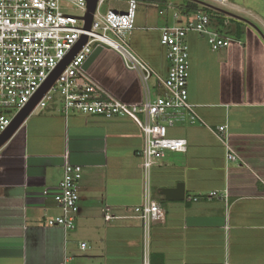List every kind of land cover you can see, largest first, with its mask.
Masks as SVG:
<instances>
[{
  "label": "crops",
  "instance_id": "obj_1",
  "mask_svg": "<svg viewBox=\"0 0 264 264\" xmlns=\"http://www.w3.org/2000/svg\"><path fill=\"white\" fill-rule=\"evenodd\" d=\"M174 18L175 26L143 23L127 36L132 52L155 73L153 99L167 95L161 80L170 72L161 29L194 20ZM243 23L248 43L233 39L218 51L203 34H189L190 99L203 123L169 128L188 149L168 152L148 179L144 137L132 120L66 117L61 97L34 111L0 150V264H142L146 254L151 264H264V38ZM83 70L114 98L128 104L145 99L138 74L110 48L96 46ZM225 125L237 161L227 160L215 133ZM66 155L83 168L70 231L49 225L62 210L43 194L59 191ZM180 183L184 201L160 195ZM148 195L165 218L146 229L135 209ZM105 207L115 215L109 224Z\"/></svg>",
  "mask_w": 264,
  "mask_h": 264
},
{
  "label": "built area",
  "instance_id": "obj_2",
  "mask_svg": "<svg viewBox=\"0 0 264 264\" xmlns=\"http://www.w3.org/2000/svg\"><path fill=\"white\" fill-rule=\"evenodd\" d=\"M106 0H100L90 30L85 28L88 13L87 0H0V136L12 125L16 117L31 103L57 68L68 58L86 36L88 42L73 58L36 109L45 108L59 95L66 117L74 114L101 116L106 119L128 118L142 131L141 149L143 170L147 179L151 171L168 152L184 153L188 141L173 138L168 130L179 122L191 125L203 123L191 102L189 92L190 48L192 32L208 37L213 51L228 48L232 40L209 29L210 18L198 14L187 26L161 29L162 44L167 48L170 72L161 80L167 95L152 98L150 79L155 75L149 65L131 50L126 38L136 30L137 0H129L126 10L101 11ZM75 5L82 15L63 12V5ZM178 18V15L175 16ZM96 46H105L119 53L128 70L138 74L145 88V99L138 104H128L112 97L99 84L85 76L84 64ZM35 109V110H36ZM228 126H220L215 133L227 149V160L237 161L227 137ZM83 168L71 163L65 156L64 176L57 193L44 191L62 210V215L49 221L50 226H60L65 231L76 228L73 214L79 201V182ZM146 229L152 222L162 221L165 213L158 202L146 196L137 207ZM106 223L115 219L113 209L105 207ZM86 244H82V249ZM142 264H151L146 254Z\"/></svg>",
  "mask_w": 264,
  "mask_h": 264
},
{
  "label": "rangeland",
  "instance_id": "obj_3",
  "mask_svg": "<svg viewBox=\"0 0 264 264\" xmlns=\"http://www.w3.org/2000/svg\"><path fill=\"white\" fill-rule=\"evenodd\" d=\"M128 1L129 0H106L105 4L102 6L101 11L103 13H106L108 10L117 8L120 10H126L128 8ZM169 5H159L142 1H138V9H137V15H136V27L141 26L143 23H148V25L153 27H156L154 24V21L168 20L170 22V25H177V21L175 22V14H178L181 16L180 10L178 9L179 5H185L188 4V0H168ZM205 4H207L208 7H213V9L216 10H224L226 12H229L230 14H233L234 16L244 18L251 22L253 25H255L260 32L262 33V37L264 38V1L263 0H228L227 2H220L218 0H198ZM63 12L67 14L72 15H82V11L76 7L75 5L70 4L67 6L64 4L63 6ZM218 11V10H217ZM162 13V15H161ZM203 14V13H201ZM225 15L229 16L228 14L224 13ZM183 19L185 17L181 16ZM153 20V21H152ZM153 24H152V23ZM230 22V21H229ZM230 28H232V32L229 33V26L220 27L217 26V21H212L209 25V29L213 32L220 33L218 31H222L223 36H230L229 38L236 42L243 43L246 45L248 43V32L246 27H243V35L240 37L236 34V27L237 23L231 22ZM156 30V29H155ZM206 37V40H208L206 35H203ZM234 39V40H233ZM129 46L130 42L128 40V37L126 38ZM210 45V44H209ZM211 47V46H210ZM59 95H55V98H59ZM40 108L36 109L38 111Z\"/></svg>",
  "mask_w": 264,
  "mask_h": 264
},
{
  "label": "water",
  "instance_id": "obj_4",
  "mask_svg": "<svg viewBox=\"0 0 264 264\" xmlns=\"http://www.w3.org/2000/svg\"><path fill=\"white\" fill-rule=\"evenodd\" d=\"M99 1L100 0H87L88 13H87L86 17L84 18L85 28L87 30L91 29V26H92V23L94 20V15H95L97 8H98ZM196 1L199 2L200 4L207 5L201 1H198V0H196ZM216 10H218L222 13L228 14L230 18H234L236 20L251 24L254 28L259 30L255 25H253L251 22H249L248 20H246L244 18L234 16L233 14H230L229 12H226L224 10H219L217 8H216ZM87 42H88V38L86 36H84L82 38V40L80 41V43L77 45V47L68 56V58L52 74V76L49 78L47 83L42 87V89L34 97V99L31 101V103L16 117V119L13 121V123L9 127V129L0 136V150L23 127V125L26 123L28 118L34 113V111H35L36 107L38 106V104L40 103V101L44 98V96L52 88V86L57 81L59 76L64 72V70L67 68V66L73 60V58L81 51V49L84 47V45H86ZM160 195L164 196L165 200H167V201H184L186 198L185 184L180 183L175 188H163L160 190Z\"/></svg>",
  "mask_w": 264,
  "mask_h": 264
},
{
  "label": "trees",
  "instance_id": "obj_5",
  "mask_svg": "<svg viewBox=\"0 0 264 264\" xmlns=\"http://www.w3.org/2000/svg\"><path fill=\"white\" fill-rule=\"evenodd\" d=\"M142 1L150 2L154 4L158 3L159 5H165V6L169 5L168 0H142ZM178 9L180 10L181 16L185 18H194L198 14L203 13L210 18V23L216 20L217 26H220V27L226 28L227 27L226 21L235 22L238 24L236 27V31H235L236 34L240 37L244 33L243 27H242L244 26L243 22H240L239 20H236V19L228 18V16L225 15L224 13L217 11L211 7H208L207 5L200 4L197 1H188V4L179 5ZM218 32L222 33V31H218ZM231 32H232V29L229 27V33Z\"/></svg>",
  "mask_w": 264,
  "mask_h": 264
},
{
  "label": "bare ground",
  "instance_id": "obj_6",
  "mask_svg": "<svg viewBox=\"0 0 264 264\" xmlns=\"http://www.w3.org/2000/svg\"><path fill=\"white\" fill-rule=\"evenodd\" d=\"M218 1H220V2H227L228 0H218Z\"/></svg>",
  "mask_w": 264,
  "mask_h": 264
},
{
  "label": "flooded vegetation",
  "instance_id": "obj_7",
  "mask_svg": "<svg viewBox=\"0 0 264 264\" xmlns=\"http://www.w3.org/2000/svg\"><path fill=\"white\" fill-rule=\"evenodd\" d=\"M188 1H196V0H188Z\"/></svg>",
  "mask_w": 264,
  "mask_h": 264
}]
</instances>
